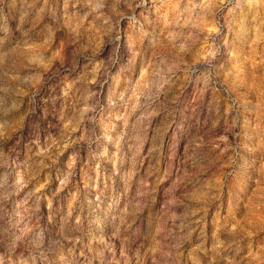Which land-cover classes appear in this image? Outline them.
I'll return each mask as SVG.
<instances>
[{
  "label": "clouds",
  "instance_id": "clouds-1",
  "mask_svg": "<svg viewBox=\"0 0 264 264\" xmlns=\"http://www.w3.org/2000/svg\"><path fill=\"white\" fill-rule=\"evenodd\" d=\"M0 264H264V0H0Z\"/></svg>",
  "mask_w": 264,
  "mask_h": 264
}]
</instances>
